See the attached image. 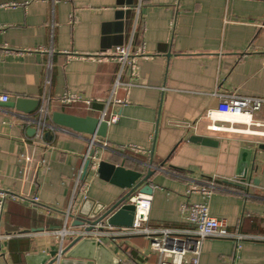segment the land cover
Listing matches in <instances>:
<instances>
[{"label":"crops","instance_id":"1","mask_svg":"<svg viewBox=\"0 0 264 264\" xmlns=\"http://www.w3.org/2000/svg\"><path fill=\"white\" fill-rule=\"evenodd\" d=\"M128 44L115 93L122 103L108 108L117 121L107 125L103 147L76 187L87 145L54 119L100 118L120 69L114 49ZM65 94L75 100L59 104ZM1 95L6 103L28 102L0 101V190L39 202L6 200L0 264H27L29 255L57 250L51 231L63 227L67 212L68 224L80 230L82 220L123 197L125 190L98 177L100 161L150 173V227L190 230L182 208L204 204L243 236L205 239L199 264H264V157L255 149L264 140L225 130L264 124V105L248 115L250 125L213 119L226 95L264 99V0H0ZM42 97H49L54 128L28 147L22 138L32 140L35 125L22 117L36 119ZM212 123L225 129L210 131ZM241 148L256 154L246 180L236 176ZM26 151L44 160L35 185L22 180ZM101 242L119 264H157L144 236ZM55 264L91 262L61 255Z\"/></svg>","mask_w":264,"mask_h":264},{"label":"built area","instance_id":"2","mask_svg":"<svg viewBox=\"0 0 264 264\" xmlns=\"http://www.w3.org/2000/svg\"><path fill=\"white\" fill-rule=\"evenodd\" d=\"M135 23L139 17V4L135 7ZM130 45L119 46L114 49L113 57L119 63L120 69L115 77V80L110 89L107 99L104 101V108L101 111L100 120L104 121L107 125L113 124L117 121V114L115 112H109L108 108L112 105H119L121 100L115 97L116 90L119 86L123 85L120 80L121 72L123 68L128 64L130 57ZM45 85H50L49 78L46 79ZM129 86L130 84H125ZM224 100L218 104L216 114L217 115H246L250 116L252 113L261 109L264 105V99L243 97L238 95H226ZM42 99V104L37 111L36 119H29L26 116L22 117V120L26 122H32L35 125L34 138L28 140L22 138L25 145L28 147L37 146L42 143L44 131L46 128L53 129L52 125L47 122L48 108L47 101L49 97ZM46 105H45V101ZM74 97L68 94L63 95L58 99L59 104L69 103L74 101ZM0 101L6 103L8 101L7 95H1ZM57 101V100H56ZM89 104V101H85ZM15 109V108H14ZM208 115L212 118L213 112H209ZM256 128L251 130L252 133L264 134V124L253 123ZM208 130L220 131L225 128L216 126L214 123L209 125ZM260 128H262L260 130ZM249 126L246 129H234L229 128L234 132L246 133L249 132ZM79 137L85 139L87 150L83 157L82 163L77 171L75 185L79 186L81 179L84 177L87 169L86 164L90 160L94 163L96 158V152L99 148L103 147L102 139L96 135H89L81 132H76ZM251 135V134H249ZM93 150V155L90 156V151ZM22 159V180L27 185H35V169L42 164L44 160L34 158L33 155L26 151L21 155ZM90 168V167H89ZM213 184H209L210 188H213ZM18 200L21 202L28 201L31 203H38L39 199L36 196L31 195H15L8 194L0 190V225L3 218L4 206L6 200ZM127 203L134 206V216L132 224L129 227H114L109 226L105 222L96 224L91 230H86L87 225L80 226V230L68 224L70 214L67 212L65 216V222L61 229L51 231V235L57 240V251L61 253L65 246L66 239L73 240L76 237L80 238H95L101 241L102 237L116 240V238L141 235L149 239L150 245L153 251L158 255L157 264H199V257L201 252L202 242L207 238H224L239 241L243 239V236L237 233H230L227 230V223L224 219H217L209 215V211L204 204H190L184 206L182 210L186 213L188 222L193 226L188 230H172L165 228H152L149 226V212L151 207V197L140 193H135L127 199Z\"/></svg>","mask_w":264,"mask_h":264},{"label":"water","instance_id":"3","mask_svg":"<svg viewBox=\"0 0 264 264\" xmlns=\"http://www.w3.org/2000/svg\"><path fill=\"white\" fill-rule=\"evenodd\" d=\"M28 102V99L19 98L15 102L3 103L2 106L17 107L20 104ZM59 119L58 121H56ZM54 119L55 123L64 127L70 128L76 132H81L89 135H96L100 139L106 136L107 124L94 117H77L69 114H62L59 118ZM34 133V129L31 130ZM256 151L261 152L264 157V142L256 146ZM253 148H241L239 150L237 164V178L246 180L253 169V161L255 155ZM90 156L93 155V150L90 151ZM93 163L89 160L86 164V169L91 167ZM98 177L126 191L123 197L114 205L108 207L102 213H97L94 219L82 220L80 225L86 224V230H91L98 223H106L114 227H129L132 224L134 216V206L127 203V199L135 194L151 196L152 187L148 182L150 173L143 175L142 172L133 169H127L123 166L113 165L106 161H100L96 168ZM255 182V181H254ZM101 210L97 211L100 212ZM65 256L71 259L88 260L91 264H119L118 257L113 254L101 241L95 238H80L76 237L65 245L60 254L57 250L48 253H38L26 257L27 264H55L59 256Z\"/></svg>","mask_w":264,"mask_h":264},{"label":"bare ground","instance_id":"4","mask_svg":"<svg viewBox=\"0 0 264 264\" xmlns=\"http://www.w3.org/2000/svg\"><path fill=\"white\" fill-rule=\"evenodd\" d=\"M214 120H221V121H225V122H229V123H241V124H246V125H250V121L248 116L246 115H220L218 116L216 114V116L213 117ZM248 131H246V133L251 134V135H256V136H261L264 137V134H260V133H252L250 132L251 129H248Z\"/></svg>","mask_w":264,"mask_h":264},{"label":"rangeland","instance_id":"5","mask_svg":"<svg viewBox=\"0 0 264 264\" xmlns=\"http://www.w3.org/2000/svg\"><path fill=\"white\" fill-rule=\"evenodd\" d=\"M264 140V137H262V141Z\"/></svg>","mask_w":264,"mask_h":264}]
</instances>
